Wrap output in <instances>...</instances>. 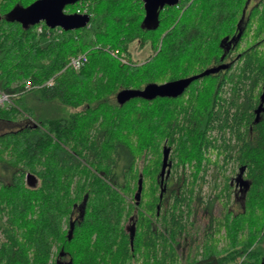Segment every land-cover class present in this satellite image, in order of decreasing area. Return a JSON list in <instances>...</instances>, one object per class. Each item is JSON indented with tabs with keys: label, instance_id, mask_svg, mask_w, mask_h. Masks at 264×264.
<instances>
[{
	"label": "trees",
	"instance_id": "16d2710c",
	"mask_svg": "<svg viewBox=\"0 0 264 264\" xmlns=\"http://www.w3.org/2000/svg\"><path fill=\"white\" fill-rule=\"evenodd\" d=\"M32 1L0 0V90L14 93L0 121L28 118L0 132V167L11 170L0 178V264H264V0H179L159 9L156 28L142 22L141 0H81L88 23L50 36L18 18ZM134 41L151 50L142 61ZM83 51V66L62 70ZM224 62L175 97L115 99ZM211 165L213 195L197 204L217 199L223 211L207 209L200 242L181 257Z\"/></svg>",
	"mask_w": 264,
	"mask_h": 264
},
{
	"label": "water",
	"instance_id": "95a60500",
	"mask_svg": "<svg viewBox=\"0 0 264 264\" xmlns=\"http://www.w3.org/2000/svg\"><path fill=\"white\" fill-rule=\"evenodd\" d=\"M80 0H33L25 7L17 9V16L20 20L31 25L42 21L48 27L59 26L63 30L77 29L86 25L89 19L86 13H66L64 7L68 4H73ZM144 16L142 22L150 28H156L158 25L159 9L165 5H175L179 0H141ZM228 63H219L214 66H209L203 70L191 74L189 76L180 77L177 79L164 81L161 83L149 82L141 88H122L115 94V99L118 103H123L126 100L140 96L145 99H152L156 96L175 97L181 94L189 83L197 78H200L209 73H215L220 69H224ZM260 99L264 100V85L260 93ZM169 147L163 146L162 161H161V178L160 183H163L164 177L169 173L168 153ZM140 195V181L138 180V188L135 192V198L138 199ZM134 229L129 228V242L132 248Z\"/></svg>",
	"mask_w": 264,
	"mask_h": 264
},
{
	"label": "rangeland",
	"instance_id": "374dc122",
	"mask_svg": "<svg viewBox=\"0 0 264 264\" xmlns=\"http://www.w3.org/2000/svg\"><path fill=\"white\" fill-rule=\"evenodd\" d=\"M256 0H249V5H252ZM72 7L71 8H67L65 10H69L71 12H73L76 8V6H78V2H75L73 4H71ZM242 45L244 44V40L241 43ZM129 50L131 51V57L133 59H136L138 61H142L150 52V48L148 47V45H143L140 46L136 41L132 42L129 45ZM5 107V106H4ZM28 118H26L23 114H17L16 117L13 119V121H0V132L8 130V129H15L18 128L19 126H21L22 124H24L25 122H27ZM211 157L214 158V154L211 153ZM225 167V173H228L230 175H234V168L235 165L232 163H228ZM167 168L169 169V171H171V168L168 164ZM216 167H213L212 165L209 166L208 168V172L205 175V179L206 181L201 185L200 190L197 191L196 194V199H195V205H192L193 207V213L190 216V220L193 222L192 226L189 229V233H191V235L188 233L185 234H181V236L179 237L178 241H177V250L180 254L181 257H184L185 254L187 253V250L189 248V246H193L194 243L196 242H200L201 239V230L203 225L206 223V214H207V209H210V211H212V213L214 215H220V213H222V204L221 201L215 199L212 201V203L210 204V206L208 205V208L203 207V205H198L197 201L198 198L201 197L202 199H207L212 197L213 192H211L210 190V184L212 183V175H214L216 172ZM10 168H3L0 167V178L7 180V178L10 175ZM219 181L220 185L223 184V180L225 178V175L223 174V172L220 173L219 175ZM241 178V177H240ZM241 180V179H240ZM36 180H32V184L35 183ZM242 186L240 185V181L237 182L236 186H233L231 188L230 194H229V198H228V208L231 209L233 212L240 210L241 206H242V198H243V190H242ZM216 191V190H215ZM224 198V197H223ZM80 213V206H76L73 210V213L71 215L72 218H75L79 215ZM124 224L125 226H128L130 224V222L128 220H124ZM195 241V242H194Z\"/></svg>",
	"mask_w": 264,
	"mask_h": 264
},
{
	"label": "built area",
	"instance_id": "2783aa9c",
	"mask_svg": "<svg viewBox=\"0 0 264 264\" xmlns=\"http://www.w3.org/2000/svg\"><path fill=\"white\" fill-rule=\"evenodd\" d=\"M65 9H67V8H64L65 12H69L68 10H65ZM86 10H87L86 3L85 4L82 3V5H81V3H79V6H77V8H75L74 12H76V13H86ZM34 28H35V31L37 33H44L46 36H50L51 34H53L55 32H60L61 30H63L59 26L48 27L42 21L36 23ZM109 53L112 56H114L115 58H117L119 61L123 62V63H128L129 62L128 58L123 53H120V52H118L115 49L109 50ZM87 59H88L87 51L71 54L67 58V61H66L65 65H64V67L62 68V70L64 68H70V69H73V70H78V68L81 65H83V64H85L87 62ZM50 83H51V80H49L47 82V84H50ZM44 84H46V83H44ZM32 86H33V84H31L29 80H24L22 90L25 91V90L31 89ZM13 94L14 93H11V92H8V91H5V90H0V107H4L10 102V97Z\"/></svg>",
	"mask_w": 264,
	"mask_h": 264
},
{
	"label": "bare ground",
	"instance_id": "6f19581e",
	"mask_svg": "<svg viewBox=\"0 0 264 264\" xmlns=\"http://www.w3.org/2000/svg\"><path fill=\"white\" fill-rule=\"evenodd\" d=\"M86 14H88V13H86ZM88 16H89V14H88ZM88 20H89V19H88ZM88 20H87V22H88ZM83 65H84V64H83ZM83 65H81V66H83ZM81 66H80V67H81ZM80 67H79V68H80ZM79 68H78V69H79ZM49 80H51V83H52V78H50ZM49 80H48V81H49ZM48 81H46V83H47Z\"/></svg>",
	"mask_w": 264,
	"mask_h": 264
}]
</instances>
